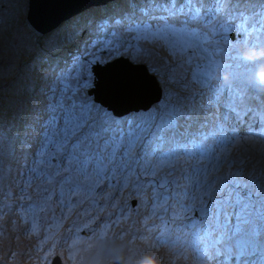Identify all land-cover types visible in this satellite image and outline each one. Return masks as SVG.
Segmentation results:
<instances>
[{
  "label": "rangeland",
  "instance_id": "1",
  "mask_svg": "<svg viewBox=\"0 0 264 264\" xmlns=\"http://www.w3.org/2000/svg\"><path fill=\"white\" fill-rule=\"evenodd\" d=\"M0 1V128L4 130L3 143L0 145V173L6 171L0 178V227L8 218L5 212L9 206L6 203L16 201L7 196L9 187L15 197L33 201L18 204L14 208L15 214H10L9 224H5L7 227L0 230L9 231L19 223L9 234H0V264L7 261V256L12 260L14 254L16 264H33V259L49 246L48 254L43 258L46 264L57 253L63 258L64 264H72V259H75V264H111L120 255L126 256V264H202V259H206L201 254L206 225L202 217L197 219L194 216V208L196 205L200 206V200L184 201L186 205H191L185 208L180 206L179 201L173 202L171 199L163 206H158L153 199L152 182L159 178V174L154 177L137 172L126 183L119 179L110 181L107 178L97 180L92 177L86 180L82 176H74L73 183L79 184V189L64 185L63 192L61 187L55 190L56 180L60 179L57 176L55 180L46 182L49 186L47 197H43L36 186H31L34 175L30 181L25 176L30 168L27 157L34 160L37 166L41 162L39 149L42 137L36 117L43 120L48 115L47 105L51 102V89L57 77V73L51 70L53 62L63 67L65 62H72L73 57H76L75 62L93 76V86L83 90L85 95L91 96L98 106L107 110L95 101V93L93 96L89 94L95 81L93 67L98 63H85L89 59L87 53L92 51L90 41L98 35V24L121 17L129 20L145 19L149 24L162 23L154 18L166 13L148 11L156 5L147 0H111L61 22L50 30L38 32L28 20L30 0ZM190 7L201 10L203 19L199 21V27H192L196 22L189 21L187 17L168 20L175 27H182L188 21L191 31L202 34L201 39L191 41L183 51L171 39L165 41L150 37L147 41L137 42L138 49L122 47L119 54L112 56L103 51L97 53L105 61L100 65L120 56H127L136 64L144 63L148 73H154L161 83L162 98L151 109L132 111L117 118L121 123L135 122L157 114L168 104L183 103L186 106L195 105L197 110L207 112L209 123L206 127H213L215 121L221 120L226 111L234 109L239 113L240 119L237 121L236 141L230 150L231 154L245 160L247 171L260 170L264 168V120L260 119L257 115L260 113L255 109L264 113V89H258L251 83V73L256 65L233 64L228 59L226 44L239 48L245 45V41L250 46L264 44V31L261 30L259 17L264 8V0H226L225 3L215 5L204 0L203 3ZM215 8L223 11L212 16L210 23H205V19ZM240 13L248 17L244 25L247 33H238L242 39L237 42L236 37H231V32L240 28ZM216 25L220 27H215ZM118 27L121 37L132 43L134 34L126 30L124 23ZM222 36L227 38L226 41L221 40ZM65 37L66 41L59 43ZM18 38L20 41L16 43ZM103 38L100 36V39ZM25 43L29 48H17ZM218 63L230 66L233 73L230 84H225L222 79L212 78V68ZM158 93L155 97H158ZM237 103H240V107H237ZM25 123L32 124L33 130L28 135L26 146H21L16 132H23ZM240 150H243L242 155ZM257 151L260 152L259 155H256ZM252 155L258 161L250 162L248 157ZM194 163L195 161H182V165L189 170ZM61 167L63 169V165ZM65 174L62 170L60 176ZM6 178L11 183L5 182ZM23 185L26 187L23 188ZM26 206H29L28 211L19 208ZM174 206L175 219L181 224V231L188 232L187 239H183L186 240L185 248L176 245L172 234H165L163 230V212ZM106 214L117 227H114L111 241L103 247L100 244L103 238L96 237L100 234L105 236L108 225L103 218ZM43 217L50 223L49 231L42 238L39 236V222ZM95 221L99 223L96 230L92 229L96 227L92 223ZM191 226L200 229V234L192 233ZM242 227L246 229L248 226ZM94 231L97 232L93 233ZM221 231L226 235V241H233L231 228ZM90 233H93L89 236L91 239L82 237ZM25 235H29L28 241L32 243L42 238L43 243L48 245L37 248L30 256L32 253L25 250L30 245L25 242ZM83 243L85 244L81 250L77 251ZM210 260L212 264H216L214 257ZM41 262L39 259L37 264Z\"/></svg>",
  "mask_w": 264,
  "mask_h": 264
},
{
  "label": "snow or ice",
  "instance_id": "2",
  "mask_svg": "<svg viewBox=\"0 0 264 264\" xmlns=\"http://www.w3.org/2000/svg\"><path fill=\"white\" fill-rule=\"evenodd\" d=\"M147 2L156 5L148 11L166 13L154 18L162 23L149 24L145 19L129 20L126 17L101 21L97 37L90 41L92 51L87 53L89 59L85 63L102 64L104 58L97 53L103 51L112 56L119 54L122 47L138 49L137 42L147 41L150 37L165 41L171 39L181 51L191 41L202 38L201 33L189 29L188 21L182 27H175L168 20L187 17L189 21L196 22L192 27H199V21L203 19L201 10L190 6L204 0ZM207 2L215 5L226 0ZM221 11V8H215L205 23H210L212 16ZM259 17L264 31V8ZM238 18L241 24L235 30L237 42L242 39L238 33H247L244 25L248 20L243 13ZM121 23L134 34L132 43L121 37L118 27ZM100 36L104 38L100 39ZM226 39L221 37L223 41ZM245 45H248L247 41ZM251 46L264 47V44ZM226 49L233 64L247 65L244 62L237 64L242 62L239 47L226 44ZM76 59L73 57V61L65 62L63 67L53 62L51 70L57 73V77L51 89V102L47 105L48 115L43 120L36 117L42 137L39 152L44 165L36 170L37 175L46 182L59 176L56 183L63 192L64 185L79 189L80 185L73 183L74 176H82L86 180L92 177L110 181L119 179L126 183L137 172L154 177L159 174V178L152 182L153 199L158 206L171 199L179 201L185 208L191 205L184 201L200 200L198 211L206 225L205 239L208 241L201 250L202 256L209 259L220 257L216 264H264V170L259 175L254 170L247 171L245 160L231 154L239 113L229 109L213 127H206L209 123L207 112L197 110L195 105L177 103L168 104L157 114L138 121L121 123L98 106L91 96L85 95L83 90L93 86V76L90 71L86 73L75 62ZM32 130L33 125L25 123L23 132H16L21 146H26ZM3 139L4 130L0 128V145ZM182 161L195 163L189 170ZM62 170L66 174L60 176ZM231 216L235 217L233 225L229 224ZM243 225L248 227L245 229ZM229 228L234 236L232 242L226 241L221 231ZM221 247L225 253L223 256Z\"/></svg>",
  "mask_w": 264,
  "mask_h": 264
},
{
  "label": "water",
  "instance_id": "3",
  "mask_svg": "<svg viewBox=\"0 0 264 264\" xmlns=\"http://www.w3.org/2000/svg\"><path fill=\"white\" fill-rule=\"evenodd\" d=\"M108 1L111 0H30L28 20L38 32H44ZM93 72L94 87L89 94L95 93L96 101L115 116L150 109L162 98L158 77L148 73L144 63L136 64L127 56L117 57L105 65L98 63ZM156 92H159L158 97H155ZM113 264H125V257Z\"/></svg>",
  "mask_w": 264,
  "mask_h": 264
},
{
  "label": "clouds",
  "instance_id": "4",
  "mask_svg": "<svg viewBox=\"0 0 264 264\" xmlns=\"http://www.w3.org/2000/svg\"><path fill=\"white\" fill-rule=\"evenodd\" d=\"M239 57H240L241 61L244 62V63H246V64L256 65V67L253 69V71L251 73V83L254 86H256L257 88H259V89H264V47H252L250 45H244V46H242L239 49ZM211 76H212L213 79H222L225 82V84H230L232 82V79H233V73L230 70V66L227 65V64H223V63H218L217 65L213 66L212 71H211ZM97 103H99V102H97ZM157 103L158 102L154 103L152 105V107L154 105H156ZM147 110H149V109H147ZM140 111H144V110L142 109ZM257 115L260 117V119H263L264 120V113L262 111H261V115H259V114H257ZM115 117H119V116H115ZM247 121H249V119H247ZM239 152H240L241 155L243 154V150H240ZM26 160L29 161V163H30V168L28 170V173H26V175H25L26 178H28V180L30 181L32 179L31 177L34 175V179L32 180L31 186H36V188L41 191L43 197H47L48 196V192H49V186L46 185V181L43 180L42 178H40L37 175V173H36V170L39 169V168H43L44 165L41 162H39L40 165L37 166V163L34 160H32L31 158H28V157L26 158ZM248 160L250 162H256V161H258L257 160V157L255 155L249 156L248 157ZM262 170H263V168L260 169V170H254V171H255V173L257 175H259ZM5 173H6V171L0 173V178L1 179H2V176H4ZM4 181L7 182L8 184L11 183V181L8 178H6ZM25 187L26 186L23 185V188H25ZM59 187L60 186L57 184V186H55V190L58 189ZM0 190H2V187H0ZM7 196H11V199L12 198L13 199H16V201H10L9 203H6L9 206L8 207V210L5 212V214H8V218L5 219L6 220V223L5 222H2V225L3 226L0 227V230L1 229H4L5 227H7V225H5V224H9V218L11 217L10 214L11 213L12 214H15L16 209H14V208L18 204H21V203H24V204L33 203L32 200L27 201L26 199L24 200L23 198H21L19 196L18 197H15V195L13 194V192L10 191V187L7 190ZM175 206H177V205H175ZM175 206L173 208L171 207L170 209H165L164 208L165 210L163 212V216H164L163 230H164L165 234H172V239L174 238L176 245H179V246H182V247L185 248V246H186V242L185 241L186 240L184 241L183 239H187L186 237H187L188 232L187 231H185V232H182L181 231V229H182L181 224L178 222V220L175 219V215H176ZM199 207H200L199 205H196L195 208H194L195 209L194 216L197 219H201V216L199 215V211H198ZM19 208L20 209H26L27 211L29 210V206H26V207H23V208L19 207ZM103 219L107 222L108 229L106 230L105 236L102 237L101 234H100L96 238H98V237L103 238L100 241V244L104 247L109 241H111V239H112L111 237H112V235L115 232V228L114 227H117V226L114 225L113 221L109 218V216L107 214L104 216ZM96 222L97 221L92 222V223H95L96 224V227H95L94 230L97 229L98 224H99V223H96ZM49 223H48V220H45L44 219V217L41 218V221L39 222V228H40V235L39 236L40 237L42 236V238H43L44 234H46L49 231ZM229 224L230 225L233 224V216L229 217ZM16 225H19V223H17ZM16 225H13L10 228L9 231H2V232H0V234H2V235L9 234L12 230L16 229ZM33 225H35V224H33ZM191 227H192V229H191L192 233H197L198 230L200 231V229H196L195 226H191ZM82 230H83V227H82ZM95 232H97V231H94L93 233H95ZM93 233H90L89 235L84 234L82 237L91 239L89 236L93 235ZM197 234H200V232L197 233ZM42 238L41 239H36V242L35 243H32L31 241H28L29 240V235H27V236L25 235V242L27 244H30L27 248H25V250L27 249V250L30 251V253H32L30 256H32L34 254V252H35V250L37 248L45 247V246L48 245V243L46 245L43 243ZM206 241L207 240L204 237L203 240H202V248L203 249L205 248L206 244L208 243V241L207 242ZM37 243H39V244H37ZM84 244L85 243L79 245L77 251L81 250V247ZM31 248H34V250H31ZM49 248H50V246L47 249H44V252L41 255L36 256L33 259V264H37V261L39 259L42 261L41 264H46V262L43 260V258L48 254V249ZM196 248H198V246ZM176 249L178 250L180 248H176ZM210 250L212 251V249H210ZM180 251H182V250L180 249ZM8 253H12V252H8ZM59 255L60 254L57 253L56 254V257L54 259L51 258V260H50V262H48V264H64L63 258L61 256H59ZM223 255H225V254H222L221 253V256H223ZM122 257H125V264H126V261L127 260H126V256H124V255H120V258L117 259V260L112 261L111 264H113L114 262L120 260ZM196 258L199 259L198 257H196ZM214 259L217 260L216 258H214ZM204 260L202 259V264H203V261ZM71 262H72V264H75L76 263L75 259H72ZM16 263H17V261H16L15 254H14V257H13L12 260H10L9 257L7 256V261L5 262V264H16Z\"/></svg>",
  "mask_w": 264,
  "mask_h": 264
},
{
  "label": "bare ground",
  "instance_id": "5",
  "mask_svg": "<svg viewBox=\"0 0 264 264\" xmlns=\"http://www.w3.org/2000/svg\"><path fill=\"white\" fill-rule=\"evenodd\" d=\"M1 2V1H0ZM5 29V28H4ZM3 31H6V30H3ZM16 37H19V36H16ZM18 41H20V38H18L17 40H15V42L17 43ZM61 41L62 42H65L66 41V37L65 38H63L62 40H60L59 41V43H61ZM17 48L20 50V49H27V48H29V45L27 44V43H25V44H22V45H18L17 46ZM17 53V52H16ZM16 55V54H15ZM9 68V67H8ZM7 71V70H6ZM123 71H121V73H122ZM254 89H255V87H254ZM259 89V88H258ZM251 90V89H250ZM244 103H246L245 102V100H244ZM240 105V103H237V107H240L239 106ZM260 154V152H256V155H259ZM263 164V166H264V162L262 163ZM263 170H264V168H263ZM178 251H180V249H178ZM209 251H211V250H209ZM214 258H216V259H218L219 257H214ZM203 264H212L211 263V260L209 259V258H207L206 257V259L203 261Z\"/></svg>",
  "mask_w": 264,
  "mask_h": 264
},
{
  "label": "trees",
  "instance_id": "6",
  "mask_svg": "<svg viewBox=\"0 0 264 264\" xmlns=\"http://www.w3.org/2000/svg\"><path fill=\"white\" fill-rule=\"evenodd\" d=\"M4 264H5V262H4Z\"/></svg>",
  "mask_w": 264,
  "mask_h": 264
}]
</instances>
